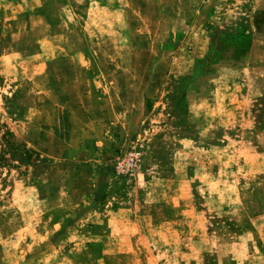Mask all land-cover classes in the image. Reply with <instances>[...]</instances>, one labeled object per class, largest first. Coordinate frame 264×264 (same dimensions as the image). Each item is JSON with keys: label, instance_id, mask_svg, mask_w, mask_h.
<instances>
[{"label": "rangeland", "instance_id": "374dc122", "mask_svg": "<svg viewBox=\"0 0 264 264\" xmlns=\"http://www.w3.org/2000/svg\"><path fill=\"white\" fill-rule=\"evenodd\" d=\"M0 264H264V0H0Z\"/></svg>", "mask_w": 264, "mask_h": 264}, {"label": "built area", "instance_id": "2783aa9c", "mask_svg": "<svg viewBox=\"0 0 264 264\" xmlns=\"http://www.w3.org/2000/svg\"><path fill=\"white\" fill-rule=\"evenodd\" d=\"M140 162V153L131 152L122 161L117 162L116 170L120 174L132 173L138 166Z\"/></svg>", "mask_w": 264, "mask_h": 264}]
</instances>
